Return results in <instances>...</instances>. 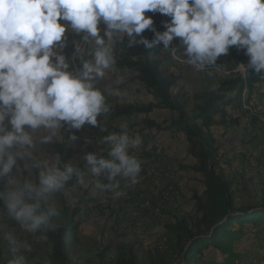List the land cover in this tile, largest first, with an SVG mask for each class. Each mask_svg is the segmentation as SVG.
Returning a JSON list of instances; mask_svg holds the SVG:
<instances>
[{
	"label": "clouds",
	"instance_id": "9594fccd",
	"mask_svg": "<svg viewBox=\"0 0 264 264\" xmlns=\"http://www.w3.org/2000/svg\"><path fill=\"white\" fill-rule=\"evenodd\" d=\"M146 12L170 17L166 30H157ZM145 30L154 33L151 41ZM68 33L82 38L70 59ZM124 37L129 48L148 49L173 48L178 39L173 50L183 49L187 64L201 70L236 46L248 57L247 69L264 77V0H0V201L28 233L54 229L59 213L50 201L73 177L81 185L91 180L94 195L114 197L123 195L120 179L138 182L141 162L130 149L142 141L126 130L106 135L107 158L88 153L85 168L69 163L62 170L57 157H48L32 165L34 178L24 175L27 163L14 174L18 160L33 159L38 143H52L62 129L97 126L110 111L97 84L114 68V49ZM41 129L47 134L37 141ZM3 239L8 264H27L30 245L12 232Z\"/></svg>",
	"mask_w": 264,
	"mask_h": 264
},
{
	"label": "trees",
	"instance_id": "16d2710c",
	"mask_svg": "<svg viewBox=\"0 0 264 264\" xmlns=\"http://www.w3.org/2000/svg\"><path fill=\"white\" fill-rule=\"evenodd\" d=\"M146 15L153 18L154 27L161 32L166 30L165 22L171 19L158 12H146ZM143 36L151 41L154 33L145 30ZM158 50V45L151 49L143 45L129 48L127 37H124L114 51V69L134 73L133 79L144 85L152 99L129 102L106 98L110 111L99 116L98 122L104 115L112 118L144 115L139 122L143 129L155 130L156 133L182 131L187 139L186 151L196 162L182 164L181 168L200 173L204 190L193 189L191 211L165 224L167 235L161 245L136 247L121 244L115 256L109 255V247L101 249L84 242L77 220L80 205L72 206L64 201L59 214L52 218L54 229L28 233L29 241L44 253L45 260L27 261V264H243L248 257L246 253L237 251L235 244L245 236V244L252 241L264 249V234L258 231L261 229L264 233V194L256 203L237 204L236 179L223 167L220 147L212 131L213 126L229 127L239 122L240 118H234L231 111L237 110L244 117H251L243 109V102L249 103L256 93L263 95L259 84L264 83V77L249 71L248 57L235 51V66L242 63L243 71H232L216 86L189 94L182 89H174L176 77L167 74L161 58L157 57ZM65 55L71 58V54ZM161 108L169 109L171 115L162 121L149 116ZM68 138L69 133H66L57 145L62 170L69 164V154L65 149ZM82 162L78 166L85 168L86 159ZM18 165L23 168V161L18 160ZM76 182L73 177L63 190L69 191ZM7 221L20 227L11 218ZM252 230L255 231L254 237L249 235ZM210 248H214L218 256H206L205 252ZM10 259H0V264H8Z\"/></svg>",
	"mask_w": 264,
	"mask_h": 264
},
{
	"label": "rangeland",
	"instance_id": "374dc122",
	"mask_svg": "<svg viewBox=\"0 0 264 264\" xmlns=\"http://www.w3.org/2000/svg\"><path fill=\"white\" fill-rule=\"evenodd\" d=\"M101 25L103 30L105 26ZM70 34V38L72 35L77 37L74 33ZM120 43L116 44L114 51ZM177 43L178 39L173 42V48L177 47ZM173 48L164 49L163 44H159L157 57L161 58L167 74L176 77L175 90L182 89L193 94L216 86L232 71L244 70L242 63L235 66L234 52L245 53L236 46H231L229 53L222 55L215 65L207 66L202 70L187 64L183 49L174 51ZM112 71L118 70L111 69V76L114 73ZM123 81L127 84L136 80L131 79L129 75L127 81ZM133 87L136 92L127 96V99L146 101L148 91H145V87L140 88L136 84ZM262 90L264 92V89ZM117 93L122 95L121 91ZM262 94L263 96L256 93L249 103L243 102V109L247 110L251 117H244L237 110L231 111L234 118H240L238 123L229 127L213 126L212 128L222 154L223 167L228 175L236 179L235 199L239 205L256 203L264 194V93ZM156 111L155 116L161 121L171 114L166 108ZM135 119L127 118L115 122L111 118V122L104 126L98 123L97 126L85 125L80 130L62 129L52 143L37 144V148L33 150V159L22 160L23 164L27 163L29 166L24 175L34 178L38 170L33 169L32 165L37 160L45 161L48 157L59 159L57 145L66 133H69L65 148L69 154L68 163L76 165L83 163L87 152L107 158L110 148L102 143L106 135L126 130L130 137L141 138L140 146L130 149V154L141 162L138 182L131 184L130 181L120 179L119 191L123 195L114 197L112 192L94 195V186L90 180L85 185L76 182L69 191L62 189L50 201L58 211L61 210L64 201L72 206L80 205L81 210L77 217L80 222V237L86 244L96 248L109 247L110 256L118 253L121 244L136 247L161 245L167 235L165 224L191 211L192 190L198 189L200 192L203 190L202 176H195L193 172L181 168L182 164H191L194 161L193 156L186 151V137L179 134L169 136L172 132L156 133L138 128L131 131L132 120ZM46 134L41 129L34 134V138L38 141ZM72 134L77 136L75 141L70 139ZM229 137V142H226ZM19 169L20 166L14 168V174H19ZM3 207V202L0 201V259L12 258L7 242L3 239L6 232H12L18 239L30 245L31 251H24L27 261H44V253L32 245L28 232L7 221L9 217L2 211ZM258 231L261 235L264 234L261 229ZM250 233L249 235L254 237L255 231L252 230ZM246 238L243 237L242 241L235 244L236 250L246 253L248 257L243 264H264V249L255 246L252 241L245 244ZM205 253L206 256H218L214 248L208 249ZM252 261L254 263H251Z\"/></svg>",
	"mask_w": 264,
	"mask_h": 264
},
{
	"label": "crops",
	"instance_id": "0c3cea01",
	"mask_svg": "<svg viewBox=\"0 0 264 264\" xmlns=\"http://www.w3.org/2000/svg\"><path fill=\"white\" fill-rule=\"evenodd\" d=\"M101 27H102V25H101ZM68 34L69 35H68V38H67V46H69V47H66L64 49V54H71V56H72V54L74 53V41L73 40L80 41L82 38L80 36H78V35H77V37L75 35H72V38H70L71 34L70 33H68ZM85 46L86 47H91V45H85ZM120 71L121 72H124V73H121ZM120 71H116V72L115 71H112L114 73L111 76V70H109L107 72V74H106L105 81L99 82L97 84V86L101 89V91L104 92L106 98L109 101H129V102H137L138 101L137 99L136 100H133V99L132 100H129V99H127V96H130V95H132L133 93L136 92L135 89H134V87H133L134 84H136L140 88H144V85H142V84H140L139 82H136V81L135 82L134 81H129L127 84H124V81L123 80L127 81V78L129 77V75L131 76V79H133L134 74L133 73H129L126 70H120ZM111 77L113 79H111ZM259 87L262 88V89H264V83L259 84ZM119 91H121V94L122 95H119L117 93ZM145 91L147 92L146 89H145ZM147 95H148V98L146 99V101L151 100L152 99V95L149 92H147ZM156 110H158V109H155L153 112H151L149 114V116L151 118H155L157 121H159V120L161 121V119H158L155 116L156 115V112H157ZM144 117H145L144 115H139V116H134V117H118V118H113V119L115 120V122H119L121 119L136 118L135 120H132L133 126H132V130L131 131H135L138 128L140 130H146V131L149 132V131H151L150 129H143V125L139 124V122ZM111 118L112 117L109 116V115H104L102 117V119H101V122H98V123L99 124L101 123L104 126V124L111 122ZM165 118H168V117H165ZM153 131H155V130H153ZM129 132H130V130H129ZM44 134H46L45 131H44ZM177 134L183 135V136L186 137V135L182 131H176L174 133H171L169 136H174V135H177ZM225 137H227V136H225ZM247 137H248V134L246 135V138ZM229 140H230V137H229L228 140H225V141L226 142H229ZM240 141H242V138L240 139ZM186 146H187V143H186ZM193 159H194V161L192 163H195L196 162V159L194 157H193ZM193 174L195 176H202L200 173H196V172H193ZM202 178H203V176H202ZM202 185H203V190H204V183H203V181H202Z\"/></svg>",
	"mask_w": 264,
	"mask_h": 264
},
{
	"label": "built area",
	"instance_id": "2783aa9c",
	"mask_svg": "<svg viewBox=\"0 0 264 264\" xmlns=\"http://www.w3.org/2000/svg\"><path fill=\"white\" fill-rule=\"evenodd\" d=\"M251 263H254L253 261Z\"/></svg>",
	"mask_w": 264,
	"mask_h": 264
}]
</instances>
